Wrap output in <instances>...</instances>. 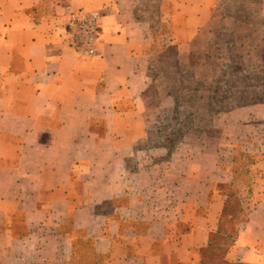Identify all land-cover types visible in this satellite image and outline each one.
Wrapping results in <instances>:
<instances>
[{"label": "crops", "instance_id": "obj_1", "mask_svg": "<svg viewBox=\"0 0 264 264\" xmlns=\"http://www.w3.org/2000/svg\"><path fill=\"white\" fill-rule=\"evenodd\" d=\"M65 4L101 14L95 56L82 58L68 47ZM150 38L149 24L113 0H0V264H74L78 242L61 230L58 236H28L36 225L50 223L57 207L64 219L71 211L74 230L87 232L91 264L99 255L116 264H199L217 230L220 197L181 204L183 220L144 222L127 215V205L113 217L96 212L119 193L114 179L101 198L96 189L74 188L97 165L92 151L108 145L93 138V118L129 116L121 105L141 101ZM259 191L225 253L230 264H264V188ZM78 196L83 204L72 205ZM16 216L27 235L13 234Z\"/></svg>", "mask_w": 264, "mask_h": 264}, {"label": "rangeland", "instance_id": "obj_2", "mask_svg": "<svg viewBox=\"0 0 264 264\" xmlns=\"http://www.w3.org/2000/svg\"><path fill=\"white\" fill-rule=\"evenodd\" d=\"M113 1L150 26L141 64L145 90L141 101L121 105L129 116L93 118V138L108 145L92 151L97 165L74 188L96 189L101 198L114 179L119 193L96 212L113 217L127 205V215L144 222L183 220L181 204L218 196L221 222L199 264H230L225 253L264 188V0ZM66 214L55 208L52 221L28 236L61 230L78 242L74 264H91L87 232L74 230L71 211ZM12 231L27 235L18 216ZM112 262L97 258V264Z\"/></svg>", "mask_w": 264, "mask_h": 264}, {"label": "built area", "instance_id": "obj_3", "mask_svg": "<svg viewBox=\"0 0 264 264\" xmlns=\"http://www.w3.org/2000/svg\"><path fill=\"white\" fill-rule=\"evenodd\" d=\"M64 18V36L73 52L82 58L96 55L97 44L101 36L98 11L75 8L70 4L62 7Z\"/></svg>", "mask_w": 264, "mask_h": 264}, {"label": "trees", "instance_id": "obj_4", "mask_svg": "<svg viewBox=\"0 0 264 264\" xmlns=\"http://www.w3.org/2000/svg\"><path fill=\"white\" fill-rule=\"evenodd\" d=\"M224 208V207H223ZM222 212H223V209H222ZM221 215H222V213H221ZM220 218H221V216H220ZM220 222H221V220L219 219V222H218V226H217V230H218V227H219V224H220ZM216 230V231H217ZM216 233V232H215ZM214 234V233H213ZM212 235V234H211ZM211 235H210V237H209V242H210V239H211ZM237 237V236H236ZM208 245H209V243H208ZM208 247V246H207Z\"/></svg>", "mask_w": 264, "mask_h": 264}]
</instances>
